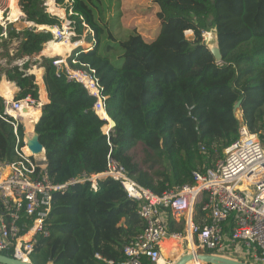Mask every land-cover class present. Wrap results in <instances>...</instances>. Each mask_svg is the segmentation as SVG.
Instances as JSON below:
<instances>
[{
	"label": "trees",
	"instance_id": "1",
	"mask_svg": "<svg viewBox=\"0 0 264 264\" xmlns=\"http://www.w3.org/2000/svg\"><path fill=\"white\" fill-rule=\"evenodd\" d=\"M153 2L161 25L154 39L146 41L133 29L116 43L119 54L112 58L108 55L111 43L101 46L103 36L114 40L107 25L95 19L87 1L73 0L71 19L76 22L77 36L85 30L81 16L93 33L88 39L92 37L95 44L89 51L75 49L70 60L75 58L77 63L71 66L95 71L106 114L115 122L109 135L102 131L105 121L92 110L95 98L74 80L56 76L53 57H41L38 66L43 69L48 102L41 107L34 132L53 183L101 174L112 158L130 179L161 195L193 184V172H203L224 158L225 148L238 137L239 120L233 106L239 99L249 132L264 129V0ZM17 7L25 21L39 25L38 29L61 25L57 16L45 12L43 0H18ZM211 27L218 36L219 63L204 44L203 33ZM36 28L17 32L10 24L0 25V38H15L19 41L15 56L31 57L53 39L50 32ZM189 31L192 39L186 38ZM7 64L0 65V81L5 76L18 88L13 99L29 97L37 102L38 85L27 72L30 61L21 66ZM3 101L0 97L2 117ZM2 117L0 160L12 161L16 136L13 125ZM15 131L19 146H24L23 126L18 124ZM91 184L86 179L53 194L50 212L29 255L32 264L123 261V246L145 226L138 215L139 202L110 177L97 178L96 190ZM202 206L203 201L195 206L196 223L205 216ZM168 213V234H183L185 222L176 227ZM24 224L21 233L31 222ZM144 264L152 263L144 260Z\"/></svg>",
	"mask_w": 264,
	"mask_h": 264
},
{
	"label": "built area",
	"instance_id": "2",
	"mask_svg": "<svg viewBox=\"0 0 264 264\" xmlns=\"http://www.w3.org/2000/svg\"><path fill=\"white\" fill-rule=\"evenodd\" d=\"M62 3L65 4L64 14L62 17L58 15L61 25L45 26L59 40L77 35L76 22L71 19L73 0H63ZM43 6L45 12L57 16L49 11L47 2H43ZM80 21L93 35L81 16ZM92 41L93 45L81 47L82 51L92 49L95 40L92 38ZM75 49L77 47L67 54L68 58L53 57L55 74L81 84L95 98L92 110L105 121L102 131L109 135L112 128L106 117L105 96L99 80L93 69L71 66L77 63L75 58L70 60ZM34 104L36 102L29 97L3 101V117H0L13 125L16 157L12 161L0 160V254L11 252L12 256L29 261L35 237L42 231L44 219L50 212L53 194L64 193L73 183L86 179L96 190L97 178L110 177L121 184L129 198L139 202L138 215L145 224L142 232L123 246L124 259L120 264H144V260L158 264L160 242L168 235L167 211L185 216L184 233H172L170 237L175 240L183 237L190 247L189 253L232 254L238 261L264 264V129L250 133L240 118L238 137L225 148L223 159L203 172H193V184L170 189L161 195L130 179L125 169L112 158L101 174L55 184L47 174L46 165L39 164L31 152L27 154V146H19L16 135V126L23 124L20 114L25 107ZM202 201L205 216L196 223L195 206ZM25 220L31 224L21 233Z\"/></svg>",
	"mask_w": 264,
	"mask_h": 264
},
{
	"label": "rangeland",
	"instance_id": "3",
	"mask_svg": "<svg viewBox=\"0 0 264 264\" xmlns=\"http://www.w3.org/2000/svg\"><path fill=\"white\" fill-rule=\"evenodd\" d=\"M48 1L49 0H43V2H47V5L49 6V11H50L51 9H53V5L48 4ZM52 1H54L53 3L56 9H60L62 12L64 11V5H65L64 3L58 4V3H55V0H52ZM85 1H87L92 6L95 19L99 23L103 25H107L108 29L111 31L112 35L114 36V40H108L106 36H103L102 42H101V46H104L106 42L111 43V45L113 46V49L108 52V55L112 58L116 57L119 54V51L116 50V46H117L116 43L126 38L127 35L133 29H136L138 32L150 38L156 35L157 32L161 29L160 22L156 18V13H155L158 11V7L154 4L153 0H85ZM10 6L11 5H10L9 0H0V18H1L0 25H2L3 27H6L8 24H10L14 28V30H16L17 32L22 31L24 28H27V27H34L33 24L25 21L24 15L22 12H20L19 7H17L18 14L16 15V13H13ZM16 6H17V2H16ZM60 10H58V12H59V15L61 16L62 14ZM51 13L54 14L53 12ZM56 15L60 19L58 14ZM40 28H44V26H41ZM36 30H38V28H36ZM89 33L90 31L85 29L82 31V34L80 36L76 35L75 37L72 36L70 39H68L69 43L61 41L59 39H55L53 37V39L51 40L52 42L45 47V45L48 43L47 42L44 45L45 48L43 47L44 49H42L40 53L36 55H32L31 57H22V58H18L15 56V51H16L15 49L18 46L19 41H17L15 38L8 39L4 36V38H0V65L7 66L8 65L7 63H10L11 65L17 64L21 66L24 62L29 60L30 66L27 72L32 73L35 76L36 81H37V78H39L41 81L39 74L42 73L43 69L38 66L39 62H41V57H42L41 53L44 54L43 57H54L55 56V58H59V59H65V57L68 58L67 54L71 53L70 51H72V49L76 47L85 48L87 46L93 45L94 42L92 41V37L91 38L89 37L88 39V35H90ZM213 34H215V29L213 27L209 28L208 31H204L203 33L204 40H208L209 35L212 36ZM104 35H107L106 32L104 33ZM185 35L187 39H192V33L190 31L186 32ZM50 45L68 46V50L65 53L62 52L60 55H55V53L48 52V47ZM36 72H37V75H36ZM0 85H1L0 91H2L3 88L7 87L9 84L2 83ZM0 94L2 95L1 92ZM34 112H36V108ZM234 115L238 120H240L241 118L240 109L235 110ZM23 125L24 124H22V126ZM181 239H183V237ZM173 240L178 241V239L176 240L173 239ZM189 250H190V247L188 245L187 253H189ZM220 255L233 258V259L236 258V256L232 254L222 253ZM162 258L166 260L165 261L166 263L169 262L170 260L169 254L167 253H164L162 255ZM177 260L178 259H176L174 262H176ZM193 263L198 264L195 261L189 262L187 264H193Z\"/></svg>",
	"mask_w": 264,
	"mask_h": 264
},
{
	"label": "water",
	"instance_id": "4",
	"mask_svg": "<svg viewBox=\"0 0 264 264\" xmlns=\"http://www.w3.org/2000/svg\"><path fill=\"white\" fill-rule=\"evenodd\" d=\"M34 27H37L39 25H34ZM51 29V28H50ZM38 30H44L49 32L48 30L45 29H38ZM205 46L209 49V51L212 53L215 62L219 63L222 60V55L220 51V46H219V41H218V36L215 32V34L212 35V39L210 41L205 40L204 42ZM41 56H44L41 54ZM55 58V56H54ZM242 99H239L233 106V112L237 109H240ZM107 120L109 121V125L111 128H114L115 122L106 115ZM24 128V127H23ZM26 146L28 149L31 151L32 154L35 156L43 158L37 159V162L39 164H45L47 165V160L44 154V149L39 142L38 135L34 132L31 134V136L27 139L26 141ZM199 261L203 263H209V264H249L246 262L238 261L226 256H221L218 254H210V253H198V254H193V253H186L178 258L176 262L173 264H187L192 261ZM0 264H32L30 260H22L18 259L14 256H8L5 254H0Z\"/></svg>",
	"mask_w": 264,
	"mask_h": 264
},
{
	"label": "crops",
	"instance_id": "5",
	"mask_svg": "<svg viewBox=\"0 0 264 264\" xmlns=\"http://www.w3.org/2000/svg\"><path fill=\"white\" fill-rule=\"evenodd\" d=\"M140 34L143 36V38L146 41H151L156 36V35H154L152 38H150V37H147V36L143 35L142 33H140ZM39 75H40L41 81H36L37 82V85H38V95H39V97H38V101L36 102V104H34L31 107V109H33V110H35V108H36V112L33 113V118H34L33 119V122H32L33 123V128H32V125H30L28 127L29 130L31 131V134L33 133L34 125L36 124V122L38 121V119L40 117L42 105H44V104H46L48 102L47 92H46V89H45L44 82L42 80V73H40ZM6 81L7 80H6L5 76H2L1 81H0V84H2V83L3 84L10 83V85L13 86L12 87L13 92H12V97H11V99H13L14 96H15V94L18 92V88L15 86L14 83L9 82V81L6 82ZM0 89H1V85H0ZM0 97H2L3 100L4 99H7L3 94L2 95L0 94ZM23 127H24V125H23ZM28 131L24 132L23 140H24L25 146H26V136L28 135L27 134ZM25 152H26V150H25ZM27 154H30V153H27ZM35 157H36V159H39V156L38 157L35 156ZM40 158H42V155H41ZM166 214H167V222H168V220H169V217H168L169 216V213H168V211L166 212ZM170 218L173 221H175V226L176 227L185 222L184 221L185 220V216L183 214H180V213L179 214L178 213L177 214L176 213H170ZM159 248H160V252H161V257H162V255L164 253L169 254V259L170 260L167 263L165 262L166 260H164V262H165L164 264H171L176 259H178V257H180V256H182V255H184V254H186L188 252V244H187V241L185 239H179L178 241H174L170 237V233L166 237H164L163 240L160 242Z\"/></svg>",
	"mask_w": 264,
	"mask_h": 264
},
{
	"label": "bare ground",
	"instance_id": "6",
	"mask_svg": "<svg viewBox=\"0 0 264 264\" xmlns=\"http://www.w3.org/2000/svg\"><path fill=\"white\" fill-rule=\"evenodd\" d=\"M10 1V7H11V10L13 11V13H16V15L18 14V9H17V6H16V2H17V0H9ZM48 4H52L53 5V9H51L50 11L51 12H53V13H56V14H58L59 15V12H58V10H60V9H56V7H55V5H54V3H53V1L52 0H49L48 1ZM48 9H49V6H48ZM60 12H61V14L63 15V12L60 10ZM61 15V16H62ZM60 16V15H59ZM32 24V23H31ZM41 29H48L47 27H45L44 26V28H41ZM212 39V36L211 35H209V38H208V41H210ZM61 41H64V42H66V43H69V41H68V39H64V40H61ZM68 50V46H64V45H58V46H54V45H50L49 47H48V52H50V53H55V55H60L62 52H66ZM43 54V53H42ZM44 55V54H43ZM54 56V55H53ZM37 81H40V79L39 78H37ZM7 82V81H6ZM7 84H9L7 87H4L3 88V90L2 91H0L7 99H11V97H12V92H13V89H12V87L13 86H11L10 85V83H7ZM31 106H29V107H25L26 108V110L25 111H23L22 112V114H20V117H22L21 118V120H22V122H23V124H24V129H25V132L26 131H28L29 130V126L30 125H32V128H33V113H34V110L33 109H31L30 108ZM13 114H15L16 115V113H13ZM27 136H26V139H28L30 136H31V131L29 130L28 132H27ZM25 150H26V152L27 153H30L31 151L26 147L25 148ZM40 158V157H39ZM42 158H43V156H42ZM195 262H197V263H199L200 264V262H198V261H195ZM165 262H164V259H162V257H161V259L159 260V262H158V264H164Z\"/></svg>",
	"mask_w": 264,
	"mask_h": 264
}]
</instances>
